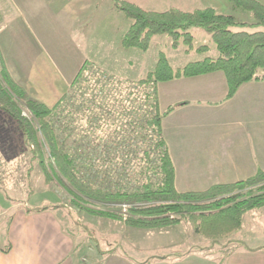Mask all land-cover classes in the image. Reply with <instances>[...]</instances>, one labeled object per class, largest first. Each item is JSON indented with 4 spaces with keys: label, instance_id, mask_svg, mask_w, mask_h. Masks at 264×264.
<instances>
[{
    "label": "trees",
    "instance_id": "obj_1",
    "mask_svg": "<svg viewBox=\"0 0 264 264\" xmlns=\"http://www.w3.org/2000/svg\"><path fill=\"white\" fill-rule=\"evenodd\" d=\"M111 1L115 12L121 13L129 22L119 40L123 50L135 49L147 53L153 37L166 36L172 49L183 46L186 52L193 49L199 53L205 52L209 47H195L191 33L192 29H200L210 37L217 52L216 57H204L180 68H172L160 51L153 70L141 80L134 81L124 100L128 106H123L121 112L129 119V132L115 130L117 137L121 135L117 142L122 138L124 145L117 146L113 155H117V149L124 150L133 145L136 148L127 151H133L135 157L137 152L142 151L146 165L136 186L99 180V170L95 169L96 164L92 159L108 160L105 158L112 152H109V143L99 140L97 143L102 150H98V154L83 147L85 144L82 140L88 142L93 134L90 129L87 135H81L82 147L75 149L69 147L68 139L57 134L60 119L72 115L73 109L74 114L81 112V109L93 112L101 105L99 103H117L120 95L114 94V87L108 94L106 85L110 82L95 87L98 91L96 95L93 93L95 89L80 87L82 73L76 80V88L74 85L78 105L65 94L54 106L47 107L35 100H24L23 91L12 84L1 68L0 111L16 124L25 136L27 145L36 149L31 154L42 168L45 179L51 182L58 177L67 187L70 202L78 209L122 222L129 228H173L185 222L191 226L194 234L210 242L211 246L233 241V236L242 228L244 215L264 208V170L243 181L213 185L205 191L178 192L174 166L161 129L162 120L175 107L160 111L157 85L220 72L227 84L226 99H231L241 86L264 82V31L257 30L264 28V4L260 0H227L232 11L249 15L254 21L247 22L236 20L234 15L209 6L192 10L169 7L152 11L126 0ZM85 70L86 67L83 72ZM66 101L68 107L63 106ZM24 109L29 112V118L22 114ZM88 145H91L90 142ZM124 164L127 162L121 166L125 175Z\"/></svg>",
    "mask_w": 264,
    "mask_h": 264
},
{
    "label": "rangeland",
    "instance_id": "obj_2",
    "mask_svg": "<svg viewBox=\"0 0 264 264\" xmlns=\"http://www.w3.org/2000/svg\"><path fill=\"white\" fill-rule=\"evenodd\" d=\"M22 1L23 0H19V2ZM126 1L135 3L144 9L152 11H162L169 7L192 10L209 6L223 13L234 15L236 20L254 22L249 15L232 11V7L227 0ZM261 2H264V0H261ZM0 5V18L2 19L3 15L4 19L7 17L10 18L13 13L11 11V4L8 3V1L5 3L4 0H0ZM76 8L77 7L71 5L63 8L61 12L62 18L60 17L58 22H60L61 19V21L64 22L63 24H67L68 28L70 26L71 28L73 27L72 31L76 33L77 38L75 35L72 37L76 38L79 52H81L82 55H73L75 60L84 59V61H90L86 66V70H89V72L87 73L85 70L83 77L80 78V86L87 90H91L95 89V87L99 88L104 82L108 81L114 84L107 83L106 88L108 94L109 90L114 87V89H116L114 94L120 96L117 98V103L112 101L108 102V104L99 103L101 105L94 108L93 112L81 109V112L74 114V109L72 107L73 114L66 119H60L59 131L57 134H59V137L68 139L67 144L69 147L75 149L81 146V135H87L91 130L93 134L90 135L88 141L91 145H88L87 141L82 140V143L85 144L83 147L91 150L92 153L98 154V150H102V146L99 147L97 143L99 140L105 144L109 143V152H112L109 157L105 158L109 161L92 159V162L96 164L95 169L99 170V180L134 187L140 181L142 171L145 169L146 165V160L142 151L138 150L139 152H137L135 157L133 151H127L128 149L134 150L136 146L133 145L132 147H126L124 150L119 148L117 149V155H113L115 154L114 151L117 146L124 145L122 138L120 142H117V139L120 138L121 135L117 137L114 133L115 130L119 129L129 132V119L122 116L121 112L123 106H128L124 100L133 87L134 81L137 82L141 80L147 73L153 70L160 51L165 54L172 68H180L189 62L197 61L204 57H216L217 52L210 37L200 29H192L191 33L194 36L195 47L202 45L209 47L205 52L199 53L196 52L195 49L191 52H186V48L183 46L178 49H172L170 47V41L166 36L153 37L151 47L147 53H141L135 49L123 50L120 48L119 40L127 29L129 22L125 20L121 13L115 12L113 1L93 0L91 11H86L80 16L75 13L74 9ZM46 12L49 11L47 10ZM45 17L47 16H44V18ZM73 20H75V23L72 26L71 23ZM1 23L4 22L0 20V24ZM40 23L41 26H44L47 24L53 25L54 22L44 20L40 21ZM257 30L264 31V28H258ZM248 31H253V29H248ZM67 33L68 30L64 38L68 36ZM17 37V41L21 46L20 48H15V50H18L17 56L19 53L18 58H21L24 63L19 64V62L11 61L13 49L11 50L10 44L8 48L9 53H5L2 50L3 54H0V57H2L0 58V72L2 66L1 60L4 59L11 72L13 81L17 82L19 86L22 87L18 88L23 91V93L25 92L24 100L31 99L43 103L47 107L54 106L61 95H58L59 91L54 93L53 89L55 88H53V85L46 88L37 85L34 86L33 82H37L38 79L30 80L28 76H26L28 75V70L33 69L37 71L36 68L40 67L38 64L39 61L38 59L36 60L35 56H40V48L42 47L38 46L36 38L30 37L28 33L23 30L18 32ZM31 41L32 43L28 45ZM33 44L37 45L39 48L36 49L37 54L27 62V55H29L28 50L33 49ZM22 46L23 48H21ZM74 46L76 47V44ZM49 56L54 59L55 64L61 69H63V66H66L69 61L71 62L70 64L74 62L73 58L68 55H58L57 62L55 60V55ZM83 62L78 63L76 67H74L71 76H73L75 72L77 73ZM27 64H29V66ZM18 66H21L23 69V74L18 73L20 76L15 73V69H17ZM73 78L74 76L70 79L68 77L67 84L63 86L62 89H64L63 93L67 92L66 95L73 98L75 105H78L79 102L75 96L76 85L75 88L72 89L68 87V84H71ZM94 80H96L98 84H95ZM59 89H61V86ZM93 93L97 95V89H95ZM64 105L68 107V101H66L63 106ZM23 112H25L29 118L28 111L24 109L22 114ZM64 126H66V129ZM92 127L94 130H92ZM92 145L95 146L92 147ZM137 146H139V144ZM34 150L36 149L27 145L25 136L21 133L16 124L0 111V205L7 208L11 203L14 210L22 208L53 209L58 215L64 229L70 232L74 239H76L78 250H83L81 255L86 254L88 257L91 255L90 251L88 254L85 252V247L89 244V246L95 250L93 253L94 256H96L99 251L111 252L113 250L116 253L126 255L134 260L150 262L160 258L175 257L181 254L184 255L192 251H202L199 248L204 249L205 253H208V248H212L210 245H207V242L202 243L203 241L199 239L200 237L194 234L191 226L185 222L173 228L151 230L129 228L124 226L122 222L104 219L78 209L70 202V197L66 190L67 187L60 182L58 177H55V180L51 182L45 179L42 168L31 154V151ZM127 152L129 153L128 155H126ZM123 161L127 162V164H124V167H126L125 175L121 167L122 163H125ZM110 163H113V165ZM114 164H117L116 167H113ZM99 209L104 210L102 207H99ZM257 214L262 215L260 216ZM257 214L254 212L252 217L243 219L242 229L233 236L237 239H242L243 245L249 248L264 246V208L260 209ZM6 218L5 216L1 223H4ZM255 220L257 221L255 222ZM1 239L0 237V245L3 243ZM84 244L86 245L84 246ZM230 248H232V246H230ZM214 249L216 250L217 247H214Z\"/></svg>",
    "mask_w": 264,
    "mask_h": 264
},
{
    "label": "crops",
    "instance_id": "obj_3",
    "mask_svg": "<svg viewBox=\"0 0 264 264\" xmlns=\"http://www.w3.org/2000/svg\"><path fill=\"white\" fill-rule=\"evenodd\" d=\"M7 1L13 13L8 19H4V15L0 18L4 22L0 24V54H3L2 50L9 53L11 44V61L24 63L15 50L21 46L17 34L23 30L36 38L38 46L42 47L40 56H35L39 47L33 44V49L28 50L27 62L35 56L40 67L36 68L37 71L30 68L32 70H28L26 76L30 80L38 79L33 82L34 86L46 88L53 85V92L61 94L59 101L67 93H63L62 87L67 84L68 77L74 76L68 84L72 89L90 61L75 60L73 55H82L76 33H73V27L68 28L58 19L63 8L69 5L77 7L74 11L79 16L91 11L93 0H4L5 3ZM44 20L54 23L41 26L40 21ZM74 23L75 20L71 25ZM67 30L68 36L64 38ZM49 55H55L56 62L58 55H68L74 62L70 64L69 61L61 69ZM1 62L7 78L14 86L20 87L13 81L4 59ZM80 62L83 64L71 76ZM22 72L21 66L15 69L16 74ZM226 95V80L220 72L157 85L160 111L175 107L162 120L161 129L174 166L178 192L205 191L213 185L243 181L264 170V82L241 86L231 99H226ZM9 205L7 208L0 205V237L3 241L0 264H264V246L249 248L243 245L242 239L235 237L233 241L215 244L216 250L210 242L199 238L212 247L208 248L211 254L199 248L202 251L142 262L113 250L99 251L94 256L95 250L88 244L85 247L87 254L91 252L88 257L81 255L83 250H78L76 239L64 229L53 209L14 210L12 204ZM254 212L257 214L259 210L245 214L243 219L252 217ZM5 216L6 220L1 223Z\"/></svg>",
    "mask_w": 264,
    "mask_h": 264
},
{
    "label": "built area",
    "instance_id": "obj_4",
    "mask_svg": "<svg viewBox=\"0 0 264 264\" xmlns=\"http://www.w3.org/2000/svg\"><path fill=\"white\" fill-rule=\"evenodd\" d=\"M28 114H29V112H27ZM23 115L25 116V117H27V114L25 113V112H23ZM30 115V114H29ZM123 212H125V207L123 208Z\"/></svg>",
    "mask_w": 264,
    "mask_h": 264
}]
</instances>
